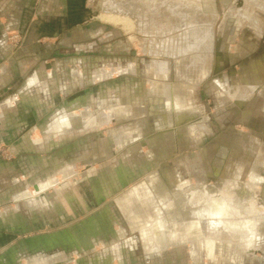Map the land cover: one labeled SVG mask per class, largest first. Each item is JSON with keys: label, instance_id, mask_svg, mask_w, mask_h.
<instances>
[{"label": "rangeland", "instance_id": "obj_1", "mask_svg": "<svg viewBox=\"0 0 264 264\" xmlns=\"http://www.w3.org/2000/svg\"><path fill=\"white\" fill-rule=\"evenodd\" d=\"M165 1L163 5L172 12L155 0L148 15L142 16L138 0H57L43 11L57 13L55 22L60 28H41L33 36L43 0L2 2L0 31L7 30L5 39L13 48L5 51L0 41V63L9 66L8 73L0 74V104L24 90L20 106L36 109L38 128L19 131L14 149L7 140L0 143V166L14 165V170L25 173L20 185H30L33 191L39 182L57 178L45 193L53 201L70 202L84 186L108 188L111 192L106 191L100 201L114 207L119 227L133 237L136 254L144 264H264V223L254 245L248 246L224 226L212 232L203 222L205 235H213L215 248L225 249L227 256L211 258L203 252L197 259L191 255L190 241L148 253L141 244L140 230L132 231L128 223L127 206L135 195L130 200L127 196L140 185L149 186L159 200L158 194L170 196L172 206L162 204L168 227L174 221L198 217L194 210L199 205L192 206L188 199L206 186L211 192L229 188L243 205L255 196L264 207V0L251 6L249 0ZM50 5H56L55 9ZM106 13L121 20L104 19ZM193 15L198 23L186 24ZM198 33H203L201 38ZM196 43L195 52L191 45ZM202 60L207 61L208 73L197 81V73L205 66ZM54 66L57 77L41 89ZM110 70H114L111 76L95 79ZM35 76L40 78V87L18 88ZM12 78L18 81L16 87ZM177 100H181L180 111ZM81 109L107 121L100 127L78 128L58 136L53 127L60 111ZM8 112L0 113V120L15 121ZM17 119L27 120L26 113L22 111ZM129 129L132 139L126 135ZM47 135L50 144L27 145L26 138ZM128 135L129 143L120 146L119 140ZM142 142L139 151L133 152ZM11 170L0 177V185L6 188L17 184ZM255 172L261 180L253 191L248 184ZM146 195L153 199L151 193ZM33 198L36 206L42 205V198ZM130 243L120 247L116 241H101L86 251H91L89 255L108 250L104 262L114 245L121 249ZM61 258L65 259L61 264L89 260L72 252Z\"/></svg>", "mask_w": 264, "mask_h": 264}, {"label": "crops", "instance_id": "obj_2", "mask_svg": "<svg viewBox=\"0 0 264 264\" xmlns=\"http://www.w3.org/2000/svg\"><path fill=\"white\" fill-rule=\"evenodd\" d=\"M5 1L7 0H0V6L4 4ZM56 1L57 0H43L44 4L42 5V10L39 12L40 19L32 28V36L37 34L41 28L44 29V31H46V28H48V30L52 27L60 28V25L55 22V18L58 16L57 13L49 12L46 14L43 11L45 5H48V3L54 4ZM50 6L55 9L54 7L56 5ZM23 26L24 25H22V27ZM6 32V29L0 31V41L2 42V46L4 47L5 51L11 52L13 46L8 43V40L5 39ZM7 59H9V57H7ZM6 63L7 62L5 61L0 63V74L3 73L2 75H5L9 72V66H3ZM157 70H159V68H157ZM112 72L114 73V70L98 74L95 76V79L100 80L109 77L113 74ZM160 74L162 75L167 73L160 72ZM47 77L48 82L44 84L41 83V89H43V87L46 85L48 86L49 82L53 81L57 77V70L55 66L49 70ZM13 78L10 81H14L11 84H14V87H16L18 81ZM195 79L197 81L203 80L198 78V76ZM39 83L40 78L35 76L31 79H28L27 82H22L20 85H18V88L19 86H24L23 89L27 88L28 90H31V88L34 89V87H40V85H38ZM4 86H7V84ZM23 91L24 90L20 89V94H15L16 96H12L5 103L3 102L0 104V113L5 114L7 111H9L8 113H12L10 117L15 119V121L0 120V143L2 144L5 142V140H7L13 149L14 146L18 145L17 141L20 138L19 131L23 129L38 128L34 118L36 109L34 107L30 108L29 106H27V108L26 106H20L21 102L19 96L23 93ZM17 101L19 105L16 104ZM180 101L181 100H177V107H179L177 110L179 111L181 110ZM123 110L126 111L127 109ZM173 110L175 109L172 108V111ZM22 111L26 113L27 120L19 121L17 118L19 117V113ZM73 111L72 113H68V111L62 112V110L60 111V117L56 120L55 126L52 125L54 126L53 128L58 131V136H62L66 132L73 131L74 129L78 128L84 127L89 129L97 126L100 127V125L107 121V119L105 121L99 120L100 118L98 119L94 113L88 110L85 111L81 109L79 111ZM32 118H34V120ZM14 128L16 133H14ZM53 128L50 127V130H53ZM130 129L128 132H126V135L130 134ZM5 130H8L9 132L5 133ZM5 134L8 135V137H6ZM130 136L132 139L133 135L130 134ZM37 137L38 136L33 139L31 137L26 138L28 143L27 145L32 146L39 144L43 146L47 143H51L49 142L50 136L48 135L45 136V138ZM128 137L129 135L126 137V139L119 140L120 146H125L127 143H129L130 140H128ZM139 145L136 146L135 149H132V151L138 152L142 147L143 142L141 144L139 143ZM27 166L29 168L30 164H27ZM9 169H12L11 176L17 182V184L13 183L14 185H10V188L0 185V264H28L29 261L26 262V260L22 259V257L30 258L35 256L36 253L44 252L45 254H48L56 250H61L62 253L55 255L54 257H34L32 264H59L65 260H63L61 257L69 255L70 252H72V254H78L80 258L84 256L89 258L86 264H144L136 254L135 247L137 245L135 243L124 246V248H121L119 252L117 251L120 247L114 245L112 248V254H110V256L104 262L103 256L108 253V250H105V252L99 254L97 252L94 254H87V252L91 251L86 250H94L93 245L97 246L101 241H118L129 239L124 228L122 226L119 227V219L116 216L114 207L110 206L109 204L102 205L100 201L102 194H105L106 191L109 192V190L81 186L84 188V190L81 188L78 194L76 193V198L74 197L73 199L69 200L70 202H67V200L53 201L48 199L45 193H47V191L52 187L53 183L58 180L57 178L39 182L34 186L35 189L33 188V191L30 185L29 187L28 185H26V187L20 185V177H25L26 174H21L19 170H14V165L6 167L2 164V166H0V177L4 178L8 174ZM73 171L68 172V174ZM122 175L126 176V174ZM250 177L253 180L251 183L248 181V185L253 191H255L259 188L258 182L261 180V178L257 172H255ZM233 178L236 182L237 177ZM238 187L239 185H235L234 188ZM234 188L232 190H234ZM207 189L210 188L206 186V190L201 188L200 190L193 191L190 195V198L188 199L192 206H197L202 201L195 200L194 196L197 197L199 193L203 192L205 195L208 193V199L211 201L208 200V202L206 200V202L200 203L198 208L199 211L198 209L194 210V212L198 214V217L194 218L193 220L190 219L189 221H174L169 227L163 218L164 212L162 206V204L166 208H169L170 205L172 206L173 202L170 201L171 199L168 194H163L161 196L158 194L161 199L159 200L149 188V186L140 185L137 190H133V193L127 196V199L130 200L133 198L132 195H135V201L130 200L132 201V205L127 206V212L128 210L130 211L128 213V223L131 226L132 231L138 229L140 230L139 238L141 239V244L143 242V247L148 253L157 252V248L166 249V247H170L178 242L190 241L193 243L191 255L195 259L199 258L203 252H205L206 255L211 258H213L214 255L216 258L227 256L223 253L225 249H217V247L215 248V246H217V240H215L216 238L213 237V235H205L203 222L209 225L212 232L217 230V226L222 225L236 238L242 240L248 246L254 245L252 244L253 240L260 233L261 226L264 223V207L259 206L258 200L255 198V196L254 198L256 201L255 205H253V209L250 207H245L243 210L241 209L242 211H240L242 214L236 212L240 218L234 217L232 214L230 215L226 205L223 206L221 202L219 207L220 212L218 215L214 209L217 204L212 203V189L208 191ZM116 191L117 190H113V192ZM224 191V188L223 190H220L222 196L225 193ZM82 192L89 194L90 197H85ZM147 193H151V198L153 199L148 198V195H146ZM141 194L142 196L140 198L139 195ZM34 195L42 198L41 206H36L35 200L33 198ZM122 201L124 204L127 203L125 200ZM201 204L202 206L200 207ZM131 206L134 207L131 208ZM256 208H259L260 210H256ZM153 215L156 216L153 217ZM231 219L234 220L232 221ZM227 225L229 226L227 227ZM127 242L129 241H126V243Z\"/></svg>", "mask_w": 264, "mask_h": 264}, {"label": "bare ground", "instance_id": "obj_3", "mask_svg": "<svg viewBox=\"0 0 264 264\" xmlns=\"http://www.w3.org/2000/svg\"><path fill=\"white\" fill-rule=\"evenodd\" d=\"M140 3L139 4H141V6H140V9H139V11L138 12H140L141 14H142V16H144V15H148V11H149V8L154 4L153 2H155V0H151V2L149 3L148 2V0H138ZM157 1V3L161 6V8H164V10L167 12V9H170V11L172 12V8L170 7H168L167 8V6H164L163 4H164V2H166L165 0H156ZM255 1H257L256 3H258V0H252V1H248L249 3V6H251V5H253L254 3H255ZM167 2H169V1H167ZM172 1H170V3H171ZM196 2V1H195ZM172 3H174V2H172ZM197 3V2H196ZM110 4V3H109ZM168 4V3H167ZM247 4V5H248ZM155 5H156V3H155ZM256 5V4H255ZM262 5H264V4H262ZM139 6V5H138ZM163 6V7H162ZM175 6H178L176 3H175ZM112 7V6H111ZM137 7V6H136ZM256 7H258V6H256ZM246 8V7H245ZM248 8V7H247ZM246 8V9H247ZM172 9V10H171ZM112 10V9H111ZM164 11V12H165ZM170 12V13H171ZM169 13V14H170ZM108 14V15H107ZM119 14V13H118ZM140 14V15H141ZM167 14V13H166ZM128 15V14H127ZM192 16V15H191ZM103 17H104V19L106 18L107 20H112V22L115 20V21H120L121 19H120V17L118 18L117 17V15L115 14V15H113V13H106V15H103ZM120 19V20H119ZM199 19V18H198ZM202 19V18H201ZM122 20H123V18H122ZM126 21H128V20H126ZM130 21V20H129ZM197 21H199V20H196V17L193 15V17H191L190 19H188L187 20V23L186 24H188V25H192V24H194V22H197ZM126 23V22H125ZM129 23V22H128ZM198 23V22H197ZM126 26V25H125ZM197 27V26H196ZM191 28H192V26H191ZM195 29V28H194ZM201 30V29H200ZM203 31H205V30H203ZM202 31V32H203ZM194 32H196V29H195V31ZM206 32L207 31H205V32H203V33H205V35H206ZM208 32H210L209 30H208ZM197 33V32H196ZM202 33V34H203ZM202 34H200L199 35V33H198V35L200 36V38H201V35ZM207 34H209V33H207ZM195 35V34H194ZM193 35V36H194ZM198 36V37H199ZM204 36V35H203ZM202 36V37H203ZM192 37V36H191ZM197 37V34L195 35V38ZM204 37H206V36H204ZM203 37V38H204ZM194 39V38H193ZM196 39H198V38H196ZM200 40V39H199ZM190 41V40H189ZM188 41V42H189ZM198 41V40H197ZM206 41V40H205ZM205 41H204V43H205ZM192 42V41H191ZM194 43L196 42V40L194 39V41H193ZM192 42V43H193ZM200 42H201V40H200ZM187 43V42H186ZM198 43H199V41H198ZM198 43H196L195 45L194 44H192L191 46L193 47V49L195 50V52L197 51V49H198V46H199V44ZM203 43V42H202ZM189 44V43H188ZM185 47V46H184ZM188 47H190V45L188 46ZM201 47V46H200ZM187 48V47H186ZM185 49V48H184ZM182 50V49H181ZM190 51V50H189ZM172 52V51H171ZM197 55V54H196ZM196 55H194L195 57H196ZM202 59V58H201ZM200 62V61H199ZM205 62H207V61H204V60H202V63L205 65V66H202V68L200 69V72H199V74L197 75L198 76V78H201L202 76H204L205 74H207L208 73V71H207V63H205ZM178 65H179V63H177ZM196 65V64H195ZM198 65V64H197ZM201 65V64H200ZM169 67V66H165V70L167 69V68ZM178 67H180V65L178 66ZM208 69H209V67H208ZM178 105V104H177ZM182 185V184H181ZM218 189V188H217ZM206 190V189H205ZM225 191V193L223 194V196L221 195V193L220 192H211V194L213 193V195H212V203H216L215 205V210H216V213L219 215V212H220V202L222 203V205L224 206V205H226V208H227V210H228V213L230 212V215L232 214V216H234V217H239L237 214H236V212L237 213H241L240 211H238L239 209L241 210H243V208H245V207H247V208H252L253 209V205H255V198L254 197H252L250 200H248V202H246V203H244V205L241 203L242 201L240 200V198L238 197V194L236 193V194H232L231 192H233L234 193V191H231L229 188L228 189H224ZM208 191V190H207ZM203 194V195H202ZM208 194V193H207ZM207 194L205 195V193L203 192V193H199L198 194V196L196 197V196H194L195 197V200H201L203 203L204 202H206V200L208 201L209 199H208V197H209V195L207 196ZM194 195V194H193ZM194 197H192V198H194ZM210 199H211V197H210ZM194 201V200H193ZM209 201H211V200H209ZM208 201V202H209ZM202 202H200V203H202ZM207 202V203H208ZM199 203V204H200ZM197 204V203H196ZM198 204V205H199ZM202 205V204H201ZM209 207V206H208ZM203 209V208H202ZM210 209V208H209ZM225 209V208H224ZM260 210L259 208H256V210ZM241 210V211H242ZM198 211H199V209H198ZM200 211H201V209H200ZM208 211V210H207ZM208 212H210V211H208ZM212 212V211H211ZM213 214H214V212H213ZM242 214V213H241ZM208 215H209V213H208ZM230 215H228V216H230ZM240 215V214H239ZM210 216H212V215H210ZM215 217V216H214ZM224 217V216H223ZM253 217H254V215H253ZM232 218V217H231ZM240 218V217H239ZM232 221L234 220V219H231ZM209 221V220H208ZM236 222V221H235ZM210 224V223H209ZM229 225H227V227H228ZM202 228V227H201ZM230 229V228H229ZM238 233V232H237Z\"/></svg>", "mask_w": 264, "mask_h": 264}, {"label": "water", "instance_id": "obj_4", "mask_svg": "<svg viewBox=\"0 0 264 264\" xmlns=\"http://www.w3.org/2000/svg\"><path fill=\"white\" fill-rule=\"evenodd\" d=\"M87 167V166H86ZM86 169V168H85ZM84 169V170H85ZM127 175V174H126ZM127 176H129V175H127ZM217 175H215V177H216ZM81 182V181H80ZM80 182H77L78 184L80 183ZM98 189V188H97ZM101 189L102 190H109L108 188H104L103 189V186L101 187ZM115 190V189H114ZM111 191H109V192H107L106 194H109ZM106 196V195H105ZM105 196H103V194H102V198H101V200H103L104 198H105ZM125 233H127V232H125ZM128 239V238H127ZM132 239H133V237H129V239L128 240H118V241H116L117 243H119V245H120V247H122L121 245H123L124 243H126V241H129V242H131V243H135V241H132ZM134 240V239H133ZM130 243V244H131ZM103 245V244H102ZM102 245H100V246H102ZM124 247V246H123ZM121 249H119L117 252H119ZM62 253V251L61 250H56V251H53V252H51V253H48V254H45L44 252H41V253H36L35 254V256H32V257H30V258H27V257H22V259H24V260H26V262L27 261H29V263L28 264H32V261H33V258L34 257H39V256H43V257H54L55 255H58V254H61ZM73 261L72 260H70V262L69 263H72ZM76 262H79V260L78 261H76ZM68 263V264H69ZM59 264H61V263H59Z\"/></svg>", "mask_w": 264, "mask_h": 264}]
</instances>
